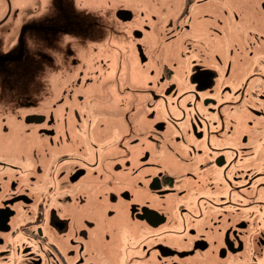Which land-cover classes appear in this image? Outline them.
<instances>
[{
	"label": "flooded vegetation",
	"instance_id": "1",
	"mask_svg": "<svg viewBox=\"0 0 264 264\" xmlns=\"http://www.w3.org/2000/svg\"><path fill=\"white\" fill-rule=\"evenodd\" d=\"M47 1L12 12V0H0V30L10 14L40 16ZM165 1L153 7L168 13ZM56 2L82 39L64 40L75 78L45 107L0 108V141L20 124L44 144L0 155V264H264V0H187L165 40L175 55L163 58V44L144 31L146 0ZM194 21L200 33L189 29ZM163 26L171 32L174 21ZM12 32L19 38L21 27ZM8 37L0 35V70L21 80ZM89 44L97 60L85 64L76 52ZM108 52L114 68L101 58ZM96 77L120 89L131 81L130 91L149 98L147 123L129 122L122 159L101 157L104 132H66L83 101L70 94Z\"/></svg>",
	"mask_w": 264,
	"mask_h": 264
},
{
	"label": "rangeland",
	"instance_id": "2",
	"mask_svg": "<svg viewBox=\"0 0 264 264\" xmlns=\"http://www.w3.org/2000/svg\"><path fill=\"white\" fill-rule=\"evenodd\" d=\"M146 2L147 13L149 15L144 19V26H147L144 31H150V38L163 44L162 47H157L160 52L159 57L174 56L176 47L172 48L169 44L165 43V40L169 38V34H173L175 31L179 12H181L182 8L183 10L186 9L187 0L161 2L169 10L168 13L158 12L153 7V0H146ZM12 4L13 6H8L7 9L15 12L30 6L31 3L30 0H24V2L23 0H17L16 2L12 0ZM56 4H58L56 0L47 1L45 6L47 8L41 12V15L30 16L27 21L21 18L18 19L17 16L15 18L14 15L10 14V19L3 24L4 27L1 28L0 35L6 40L9 39V35L13 36L10 38L12 43L9 53H7V58H11L15 62L14 65H18V69L21 71V80L14 77L11 78L8 71L0 70V108L5 109L14 102H24V107L34 108L39 101L40 106L45 107L49 102L48 100L59 97L62 91L61 88L66 87L75 78L76 70L70 67L69 59L66 56H62L66 44L64 40L67 37V41L75 46L79 45L82 39L77 31H71L68 24L65 25L63 23V13L60 9H57ZM0 8L5 7L0 5ZM172 21H174L173 30L168 32L163 24ZM43 22H49L52 28L47 27ZM15 25L21 27L19 38L17 32H12ZM188 25L189 29H195L200 33L201 25L198 21L188 22ZM122 29L124 30V27ZM164 31L167 33H164ZM91 47V44H89L82 52H76L79 61H84L85 64H92L97 60V56L91 52ZM41 52L50 54L53 58L52 63L42 64L38 60V54ZM19 56L23 58L21 61ZM149 56L151 57L150 53ZM101 58H108L109 60H106L111 63V67H115L113 65V55L110 52L102 53ZM21 65L24 66L22 67ZM44 68L50 70L48 71L49 74L44 75L42 83L38 78V74L43 72ZM100 68L98 71H100ZM93 69L96 70V68ZM111 75H113V72H111ZM137 75L140 79L145 78V75L140 70H138ZM99 78L96 77L94 82L89 84L88 87L81 86L78 88L76 93L80 94H70V97L72 95L73 97L79 96L83 101L79 105H76V110L80 113V117L78 119L75 117L67 118L66 122H64V125L67 127V131H65L70 132V134L73 131L104 132L107 143L102 139L96 141L100 145L106 143L108 146L103 152L99 151L101 157L112 161L122 159L123 151H121V147L123 146V136L129 130V125H131L129 122L133 123L137 118L142 117L143 126L147 123L145 113L150 112L145 110V103L149 101V98L144 95H139V97L133 91H130L131 81L126 84L127 89L124 88L125 86L120 89L114 82L100 83ZM19 82H22L23 98L21 99L19 97L15 98L16 93H20L19 91H15V89H19L16 86L17 84L19 85ZM41 83L43 85L50 83L51 86L44 89V91H38L37 85ZM126 90H129L131 93L129 94ZM136 110L140 112L135 113ZM13 125L17 130L10 131L7 137H1L3 141H0V155L5 154L7 157L15 159L22 152L33 150L36 153L37 150L43 147L44 144L40 136L31 133L33 129L28 128L26 125L25 132L19 130L22 128L20 124ZM133 127L134 125H131L132 129ZM57 139L59 140V137L56 138V143ZM26 140L27 145L25 144ZM110 141L112 145L108 143ZM46 144L54 148L50 143L47 142ZM124 154L125 156L127 155L126 152ZM116 178L125 179L121 174L115 175Z\"/></svg>",
	"mask_w": 264,
	"mask_h": 264
}]
</instances>
